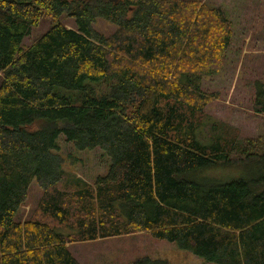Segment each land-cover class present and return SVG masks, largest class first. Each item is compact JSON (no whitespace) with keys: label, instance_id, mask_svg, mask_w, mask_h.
I'll return each instance as SVG.
<instances>
[{"label":"trees","instance_id":"trees-1","mask_svg":"<svg viewBox=\"0 0 264 264\" xmlns=\"http://www.w3.org/2000/svg\"><path fill=\"white\" fill-rule=\"evenodd\" d=\"M229 30L199 1L0 0V264H79L71 245L136 233L213 264H264V140L200 137L217 99L203 79L222 72ZM253 110L264 115L262 86ZM62 135L103 149L106 175L64 170ZM219 169L229 178L207 176Z\"/></svg>","mask_w":264,"mask_h":264},{"label":"rangeland","instance_id":"rangeland-1","mask_svg":"<svg viewBox=\"0 0 264 264\" xmlns=\"http://www.w3.org/2000/svg\"><path fill=\"white\" fill-rule=\"evenodd\" d=\"M187 1H199L208 8L220 9L232 35L222 72L203 79V91L214 94L217 99L211 101L205 110L207 119L200 127V137L203 135L209 142L216 141L219 136L229 149H232V144L246 146L249 141L264 140V115H258L253 110L257 90L261 86L264 89V0ZM49 25L45 22L34 29L24 40V47H30L44 35ZM70 26H73L72 23ZM94 29L105 36L116 31L114 25L103 20H97ZM58 144L63 169L67 172L90 185L98 177L106 175L111 160L103 149L80 150L63 135L59 137ZM211 171L207 176L223 179L230 176L223 169ZM41 192L33 183L30 191L32 199L37 200ZM33 208L30 202L22 208L25 218ZM71 250L84 264H134L144 258L167 264H213L174 243L156 239L150 233L77 243L72 245Z\"/></svg>","mask_w":264,"mask_h":264},{"label":"crops","instance_id":"crops-1","mask_svg":"<svg viewBox=\"0 0 264 264\" xmlns=\"http://www.w3.org/2000/svg\"><path fill=\"white\" fill-rule=\"evenodd\" d=\"M107 171H108V169H107ZM107 171H106V172H107ZM71 247H72V245L70 246L69 249H70L71 253L73 254L74 258L78 261L79 264H84L81 260H79V257H77V256L75 255L74 251L71 250Z\"/></svg>","mask_w":264,"mask_h":264},{"label":"water","instance_id":"water-1","mask_svg":"<svg viewBox=\"0 0 264 264\" xmlns=\"http://www.w3.org/2000/svg\"><path fill=\"white\" fill-rule=\"evenodd\" d=\"M112 2H116L117 0H111Z\"/></svg>","mask_w":264,"mask_h":264}]
</instances>
